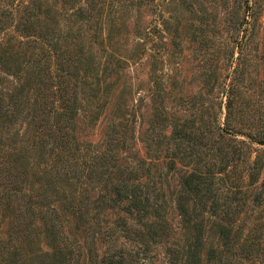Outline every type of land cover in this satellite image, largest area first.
Wrapping results in <instances>:
<instances>
[{
	"label": "rangeland",
	"instance_id": "rangeland-1",
	"mask_svg": "<svg viewBox=\"0 0 264 264\" xmlns=\"http://www.w3.org/2000/svg\"><path fill=\"white\" fill-rule=\"evenodd\" d=\"M33 15L64 50L66 63L43 59V47L24 30ZM56 64L70 79L69 91L74 89L68 95L71 121L53 118L64 129L71 165L115 159L122 174L106 186L137 173V183L154 187L169 222L167 242L146 249L125 237L123 219L135 223L127 204L88 213L84 224L64 206L58 215L69 244L84 247L91 226L100 258L124 248L137 253L138 264H166L167 247L198 246L201 264H218L221 253V264H262L264 0H0V99L10 104L21 84L34 99L40 90L51 99L57 94L51 84L61 75ZM35 67L47 86L36 88ZM33 108L0 120V163L21 164L27 194L49 190L58 209L64 198L77 200L90 188L78 173L68 181L51 174L53 158L33 123ZM174 126L180 130L176 138ZM254 162L260 170L250 180ZM194 171L208 175L200 185L203 197L182 188L184 176ZM96 195L95 189L89 197ZM180 197L188 204L185 219L177 208ZM18 215L0 210L1 240ZM112 229L115 235L107 236ZM248 237L247 259L242 248ZM45 241L42 234L36 250L50 253ZM228 249L235 254L226 255Z\"/></svg>",
	"mask_w": 264,
	"mask_h": 264
},
{
	"label": "trees",
	"instance_id": "trees-1",
	"mask_svg": "<svg viewBox=\"0 0 264 264\" xmlns=\"http://www.w3.org/2000/svg\"><path fill=\"white\" fill-rule=\"evenodd\" d=\"M78 13L80 18L84 20L83 11L78 10ZM31 18L32 20L24 25V30L30 37H33L32 43L36 42L43 47V59H49L54 61V63L57 61L66 63L64 50L56 46V43L53 42L46 30L42 31V28H38V21L33 20L34 15ZM5 63L8 64V61H5ZM56 66L61 75L57 77V80L53 81L51 86L57 88L55 89L57 94L53 93L52 98L48 100L45 92L40 90L37 93V98L34 99L31 94L26 92L27 85L21 84L17 95L11 97L10 104H6L3 99H0V120L17 117L16 113L22 107L33 106V123L39 136L42 135L44 137L42 143L49 148L47 157L50 161L53 158V165H50L51 170H53L51 174L68 181L73 176V173H78L81 178L84 176L86 180L84 185H88L90 191L84 190L81 192L80 197L74 201H68L64 198L66 202H62L56 209L52 206L53 201L50 197L51 195H49V190H45L38 196H32L33 191L29 189L31 194H27L28 174L25 168L22 171H18V168L22 167L21 164L10 160L5 164L0 163V210L12 211L13 213L17 210V213H19L18 222L13 229L8 231L6 239L1 240L0 238V244H4L2 248L0 247V264H78L80 260L86 259L89 264H138L137 253L129 252L124 248L116 250L111 257H107L106 252L102 253V258H100L95 244V238L98 233L91 230V226L86 236L88 241L84 239V247H80L77 243L69 244L64 234L58 215L59 210L62 212V210L67 209L71 213H79L78 219L84 224L89 223L87 222L89 219L87 217L88 213L93 211L99 213L106 208H115L122 202L127 204L125 210L130 216L131 213H134V216L130 218L135 221L131 226L123 219L124 225L122 226H124L125 237L137 242L146 249L150 245L167 242L169 222L164 214V208L159 203L154 187H149L147 183L142 185L137 183L141 179L137 173L129 172L126 178L120 177L116 179L115 184L110 185V187L106 186V183L111 180V176L114 179L122 174L119 172L120 166L114 163L115 159H109V156H104L100 163L99 161L92 162V165L87 168H75V164V167L71 165L72 157L66 154L67 151L69 152L67 150L69 143L66 140L64 129H61L58 126L59 121L56 122L53 118L57 116L59 120H63L65 123L71 121L73 103L68 95L74 89L69 91L70 79H65L63 65L59 66V64H56ZM35 69L37 68L35 67ZM26 76L31 81V76ZM36 78L38 80L37 89L38 87L47 86V82L43 79L39 69L36 70ZM58 109L61 110L60 113ZM179 131V128L174 126L172 137L176 138ZM254 163V166L249 167L248 170L250 180H253L260 170L257 162ZM110 168H115L116 173H113ZM19 172L20 175L18 174ZM206 179H208L206 172H191L184 176L182 188L203 197L205 196L204 193L207 192L201 195L200 185ZM102 183L105 184L103 185ZM260 188L264 190V181ZM95 189L97 195L95 199H90L89 194ZM177 208L182 215L188 212V204L184 197H180L177 200ZM183 217L185 219L184 215ZM92 219H96V216H93ZM38 222L44 228L42 234L46 240L45 242L52 250L50 253H41L40 250H36L42 236L38 232L40 230ZM36 230L38 231L36 232ZM115 232L112 229L105 234L111 237L115 235ZM105 234L104 236H106ZM196 239L197 241L201 239V233H198ZM247 241H250V237L244 241L242 255L248 254L244 257L248 259L249 252H251V243L248 244ZM232 250L228 249L226 255L230 252L231 256H233L235 253ZM38 252L41 253L40 256ZM201 252L202 249L198 246L194 248L182 247L179 250L167 247L168 259L166 264H175L178 261L183 264H201ZM244 252L246 253L244 254ZM221 255L222 253L215 256L218 259V264L222 262ZM262 264H264V255Z\"/></svg>",
	"mask_w": 264,
	"mask_h": 264
}]
</instances>
